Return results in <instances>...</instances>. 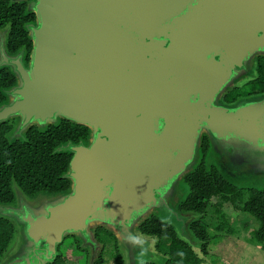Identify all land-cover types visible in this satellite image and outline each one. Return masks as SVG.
Wrapping results in <instances>:
<instances>
[{
  "label": "water",
  "instance_id": "95a60500",
  "mask_svg": "<svg viewBox=\"0 0 264 264\" xmlns=\"http://www.w3.org/2000/svg\"><path fill=\"white\" fill-rule=\"evenodd\" d=\"M33 50L0 66L18 83L0 105L17 131L59 118L87 125L89 145H72V189L41 208L20 195L26 245L5 264L46 263L68 235L84 243L91 223L115 224L134 264V230L163 192L199 157L203 133L264 147V96L228 107L226 88L264 54V0H35ZM220 143V142H219ZM232 145V144H231Z\"/></svg>",
  "mask_w": 264,
  "mask_h": 264
},
{
  "label": "trees",
  "instance_id": "16d2710c",
  "mask_svg": "<svg viewBox=\"0 0 264 264\" xmlns=\"http://www.w3.org/2000/svg\"><path fill=\"white\" fill-rule=\"evenodd\" d=\"M32 1L35 0H0V31L5 32L6 51L12 56L22 53L26 66L30 62L33 50L30 28L37 20L36 13L30 7ZM253 70L256 74L252 75L250 82H257L253 84L260 86V90L253 93L255 95L264 92V59L258 60ZM17 83L18 78L13 68L9 65L0 66V105L10 101L9 91ZM233 95L235 89L228 96ZM237 96L234 98L237 99ZM19 121L18 117H14L0 123V206H15L16 189L30 199L69 193L73 183L69 177L70 163L74 155L70 147L78 144L89 145L91 128L59 118L45 126L34 124L23 133H19L17 131ZM200 148L199 161L182 179L187 187V193L171 210L177 215L185 213L205 215L210 207H214L217 214L226 220L228 215L222 209L224 204L234 206L257 219L258 226L253 229L252 234L264 250V187L250 188L248 197L244 199L241 190L234 186L219 168L207 163L206 157L210 148L206 136L203 137ZM214 197H219L220 201L213 205ZM238 203H242V206H238ZM224 226L226 227V223L220 225L218 229H224ZM190 229L201 241L198 250L183 239L175 226L164 220L157 211L140 221L135 228L136 236L143 244L152 240L154 252L164 256L161 264H203L210 243L207 226L199 219L190 223ZM91 231L96 244L113 243L116 248L119 246V238L112 230L99 226L91 227ZM16 232L15 220L0 214V264ZM70 236L74 241V244L73 241L70 243V247L74 248V254L86 255L88 249L81 247L84 243L82 239L77 235H68L58 246L57 254L51 260L46 263L33 261L32 264H68L70 259L62 254L61 246ZM103 248L102 251L99 249L92 264H104ZM114 259L116 264H124L122 255Z\"/></svg>",
  "mask_w": 264,
  "mask_h": 264
},
{
  "label": "rangeland",
  "instance_id": "374dc122",
  "mask_svg": "<svg viewBox=\"0 0 264 264\" xmlns=\"http://www.w3.org/2000/svg\"><path fill=\"white\" fill-rule=\"evenodd\" d=\"M4 34L5 32H1ZM248 80L243 78L238 82L240 84L242 81ZM237 84V85H238ZM242 84V83H241ZM240 84V85H241ZM236 85V86H237ZM260 90V86L254 84H244L238 86L235 89V95L228 98L230 101L237 96L242 95L243 99L251 100L253 93ZM247 100V101H248ZM220 142V143H219ZM211 142L209 153L206 157L207 163L211 166H216L222 173L228 178L234 186L239 188L243 194V198H247L250 188H263L264 187V147L260 149L252 148L251 146L245 144L241 137L233 136L232 143H224V141ZM232 144V145H231ZM199 149V157H200ZM199 159V158H198ZM197 160L190 165L189 169L195 166ZM187 193V187L183 184L182 179L171 181L165 188L163 195L169 202L170 206H165L164 204L159 205V207L153 208L150 212L144 214L140 221L145 219L153 212H158L164 220L173 224L177 232L182 236L183 239L187 240L196 250L201 246V241L194 235L190 229V223L202 219V223L207 226L208 235L210 237V243L208 248V253L204 257L205 262L203 264H264V250L261 248L253 237L252 231L258 226L257 219L253 216L243 212L234 206H229L224 204L223 211L228 215V219H223V217L217 214L214 207H210L207 213L204 215H199L196 213H185L177 215L171 209L174 208L180 200H182ZM20 195L27 199L28 202L41 208L44 203H49L55 200L56 197L49 196H38L37 198L30 199L25 197L21 192L16 189L17 201L15 206L6 208H18L20 206ZM220 201L219 197H214L212 199V204H216ZM238 206H242V203H238ZM5 207V206H0ZM1 212V211H0ZM7 215L13 220H15L17 232L15 238L9 247L5 257L2 259L6 262L11 259L14 255L21 253L20 250L26 245V240L24 237V226L17 219L6 213H0ZM226 223L224 229H218L222 224ZM104 226L105 228L112 230L117 237L121 238L118 228L115 224L108 223L105 221H95L91 223V227ZM232 230L231 232L229 231ZM135 237L139 240L138 247L135 250L134 264H146L147 262H152L153 264H161L160 262L164 259V256L160 253L154 252L153 241L150 240L147 244H143L141 240L136 236V230H134ZM70 236L64 245L61 246L62 254L70 259L68 264H92L93 260L98 254L99 249L104 247V264H116L114 259L118 255L124 257V264H133L131 259L130 247L123 243L119 238V246H115L113 243H98L97 247L91 243H82L81 247L88 249L86 255L74 254V248L70 247V243L73 238ZM105 240V237L103 238ZM103 240V241H104ZM149 240V239H148ZM102 242V241H101ZM74 244V241H73ZM36 264V263H33ZM176 264V263H174Z\"/></svg>",
  "mask_w": 264,
  "mask_h": 264
},
{
  "label": "flooded vegetation",
  "instance_id": "af4514ba",
  "mask_svg": "<svg viewBox=\"0 0 264 264\" xmlns=\"http://www.w3.org/2000/svg\"><path fill=\"white\" fill-rule=\"evenodd\" d=\"M261 59H264V54L263 53H257L256 55H254L253 56V58L251 59V61H250V68H249V70L248 71H246L244 74H242L241 76H239L238 78H236L235 80H234V82H233V84L232 85H230V86H228L227 88H226V90L223 92V94L221 95V98H220V100H219V102L221 103V104H223V105H226V106H228V107H232V106H237V105H239V106H241V105H243L248 99H243L242 98V95H239V96H237V99L236 98H233L232 99V101H230L228 98H230L231 96H228V95H230V93L232 92V90H234V89H236L238 86H241V85H244V84H257V82H250V81H252V75H254V74H256V71H254L253 69H254V66H255V64H256V62H258V60H261ZM29 65V64H28ZM243 78H247L248 80H245L244 82L242 81L240 84H238V82L239 81H241ZM254 79V78H253ZM250 82V83H249ZM238 84V85H237ZM237 85V86H236ZM262 96H264V92H260L259 94H255L253 97H255V98H257V97H262ZM207 137V140H208V143H209V148H210V144L212 145V141H211V139H210V137H209V135L207 134V133H203V136H202V139H203V137ZM199 159H200V157H198ZM196 159L197 161H196V164H197V162L199 161V159ZM195 164V165H196ZM194 167V166H193ZM191 170V169H190ZM189 170V171H190ZM93 240L95 239V238H92ZM95 241V240H94ZM76 242V241H75ZM89 242H87V244H88ZM98 244V243H97ZM97 244H96V242H95V245H96V247H97Z\"/></svg>",
  "mask_w": 264,
  "mask_h": 264
}]
</instances>
